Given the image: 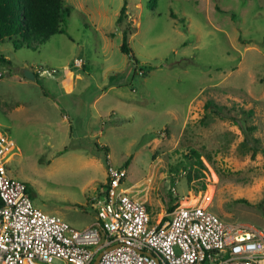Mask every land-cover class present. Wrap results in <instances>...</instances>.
<instances>
[{
  "label": "rangeland",
  "instance_id": "374dc122",
  "mask_svg": "<svg viewBox=\"0 0 264 264\" xmlns=\"http://www.w3.org/2000/svg\"><path fill=\"white\" fill-rule=\"evenodd\" d=\"M62 2V32L45 43L13 48L15 22L0 36V131L16 149L5 168L32 205L86 227L110 165L125 170L119 188H143L151 224L187 201L264 230V0ZM25 66L55 72L29 80ZM107 77L115 87L92 105Z\"/></svg>",
  "mask_w": 264,
  "mask_h": 264
},
{
  "label": "built area",
  "instance_id": "2783aa9c",
  "mask_svg": "<svg viewBox=\"0 0 264 264\" xmlns=\"http://www.w3.org/2000/svg\"><path fill=\"white\" fill-rule=\"evenodd\" d=\"M44 71L55 72L34 69ZM15 151L0 131V264H93L99 253L95 264H264V230L225 223L196 202L177 205L151 224L143 188H119L125 170L110 165L90 200L94 221L73 229L33 206L24 183L7 174L5 164Z\"/></svg>",
  "mask_w": 264,
  "mask_h": 264
},
{
  "label": "trees",
  "instance_id": "16d2710c",
  "mask_svg": "<svg viewBox=\"0 0 264 264\" xmlns=\"http://www.w3.org/2000/svg\"><path fill=\"white\" fill-rule=\"evenodd\" d=\"M152 3L153 0H148V7L151 9L153 8ZM68 10L69 7L64 5L62 0H0V36L5 35L2 29L8 28V24L15 22L16 32L13 33V39L11 40L13 48L28 46L29 43L43 44L49 37L62 32L61 24ZM124 11L125 4L123 3L116 18L118 25L126 18ZM13 15L14 17L11 18ZM129 34L130 28L127 25H122L119 50L128 55L132 64L135 65L136 60L127 44ZM1 38L0 40L2 41ZM7 39H10V36ZM142 68L145 69L147 67ZM254 154L255 151L252 150L250 157L253 158ZM194 156L195 163L201 167L202 163L198 156ZM177 205V202L174 204L168 203V212Z\"/></svg>",
  "mask_w": 264,
  "mask_h": 264
},
{
  "label": "crops",
  "instance_id": "0c3cea01",
  "mask_svg": "<svg viewBox=\"0 0 264 264\" xmlns=\"http://www.w3.org/2000/svg\"><path fill=\"white\" fill-rule=\"evenodd\" d=\"M81 59V58H80ZM72 66H73V64H72ZM82 66V64L80 65V67ZM26 67V66H25ZM26 68H28V67H26ZM32 71V70H31ZM65 71H67V70H65ZM33 72V71H32ZM34 74V73H33ZM68 73L66 72L65 73V75H62V80L63 81H65L66 79L65 78H67L68 77ZM41 76V75H40ZM81 77H82V75H80V74H78V73H74V76L73 77H71V83H72V85H74V84H76V82L77 81H81ZM105 88L103 89V91L102 92H100V93H98L96 96H94L93 97V99H92V101H91V103H92V105L93 104H95L102 96H104V94H107L106 92H108V91H110V90H113V88L115 87L114 86V84H110L109 83V77H107V81H106V83H105ZM80 99L78 98V101H75V103H76V105H78V103L80 102L79 101ZM95 113H96V118H101L102 117V112H99V110L98 109H95ZM101 147H104V146H101ZM105 148V147H104ZM106 149V148H105ZM146 179L147 178H145V181H146ZM148 180H149V178H148ZM133 185H137V184H132L131 186H126V187H124L123 189H126V190H130L131 189V187L133 186ZM164 214V212H162V213H160V215L158 216V218L155 220V221H157L159 218H160V216L161 215H163Z\"/></svg>",
  "mask_w": 264,
  "mask_h": 264
},
{
  "label": "water",
  "instance_id": "95a60500",
  "mask_svg": "<svg viewBox=\"0 0 264 264\" xmlns=\"http://www.w3.org/2000/svg\"><path fill=\"white\" fill-rule=\"evenodd\" d=\"M21 73H22V76L24 78H26V79H29V80H33L34 79L33 72L30 69L26 68V67L21 69ZM99 255H100V253L96 255L95 259L93 260V264H95V262L97 261Z\"/></svg>",
  "mask_w": 264,
  "mask_h": 264
},
{
  "label": "bare ground",
  "instance_id": "6f19581e",
  "mask_svg": "<svg viewBox=\"0 0 264 264\" xmlns=\"http://www.w3.org/2000/svg\"><path fill=\"white\" fill-rule=\"evenodd\" d=\"M187 201H185V202H182V205H186L185 203H186Z\"/></svg>",
  "mask_w": 264,
  "mask_h": 264
}]
</instances>
